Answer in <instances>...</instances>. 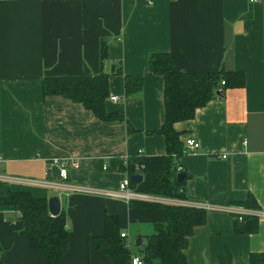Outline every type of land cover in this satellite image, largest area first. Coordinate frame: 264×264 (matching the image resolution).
Returning a JSON list of instances; mask_svg holds the SVG:
<instances>
[{
	"label": "crops",
	"instance_id": "1",
	"mask_svg": "<svg viewBox=\"0 0 264 264\" xmlns=\"http://www.w3.org/2000/svg\"><path fill=\"white\" fill-rule=\"evenodd\" d=\"M155 52L168 53L178 71L242 74V86L220 87L191 119L173 124L182 141L172 158L175 179L185 173L187 202L264 212V0H0V198L7 191L58 197L68 231L61 264H110L95 240L106 214L117 217L129 249L130 237L143 240L163 220L157 207L130 208L89 191L116 189L128 177L127 159L166 153L156 131L164 121L163 78L147 73ZM117 68L143 76L139 92L125 97ZM100 73L109 81L105 110L123 114L121 121L42 95L45 77ZM188 138L198 147L191 150ZM59 160L67 161L64 178ZM250 215L255 232L235 234V214L207 211L188 237L186 263L218 264L227 249L232 264H248L250 253L264 251V216ZM0 260L46 264L13 205L0 206Z\"/></svg>",
	"mask_w": 264,
	"mask_h": 264
},
{
	"label": "trees",
	"instance_id": "2",
	"mask_svg": "<svg viewBox=\"0 0 264 264\" xmlns=\"http://www.w3.org/2000/svg\"><path fill=\"white\" fill-rule=\"evenodd\" d=\"M100 55L102 60L106 58L105 45H101ZM116 73L123 76L125 97L140 91L143 82L141 74L123 75L120 68L116 69ZM147 73L163 78L164 121L156 131L164 136L166 153L127 159L121 169L127 173L129 187L135 192L186 201L183 193L185 179H175L176 166L172 158L182 153V141L173 124L191 119L195 110L205 105L216 92L222 93L220 87L242 86L244 78L240 72L178 71L173 69L170 56L165 52L150 54ZM108 87V75L104 73L45 77L41 82L43 96H60L79 103L101 121H121L123 114L108 113L105 110ZM138 171L143 179L133 181L131 177L137 175ZM2 205L17 207L23 229L29 235L31 248L45 254L46 264H61V256L65 251L63 243L68 236L65 212L60 210L56 216H51L47 209V199L34 197L28 191H7L0 198ZM128 205L130 208L157 207L161 210L163 220L153 225V232L145 236L141 246L136 247L132 253L125 238L120 236L117 217L106 214L104 234L95 240L97 247L109 258L110 264H131L132 256H137L141 264H187L184 250L188 237L194 227L205 223L207 211L193 205L141 200H130ZM234 221L235 234L253 233L257 228L254 215H244L240 221L238 218ZM218 264H232L229 250L226 249L219 256ZM248 264H264V251L250 253Z\"/></svg>",
	"mask_w": 264,
	"mask_h": 264
},
{
	"label": "built area",
	"instance_id": "3",
	"mask_svg": "<svg viewBox=\"0 0 264 264\" xmlns=\"http://www.w3.org/2000/svg\"><path fill=\"white\" fill-rule=\"evenodd\" d=\"M251 2H255L256 0H250ZM148 3H151V0H147ZM112 101H117V97H111L110 98ZM186 145L191 149H195L198 147V144L193 140L192 138L186 139ZM224 157V155L222 156ZM56 164L59 167V175L61 177H65L66 175V160H59L56 162ZM72 166L77 167L76 163H71ZM180 169V168H178ZM93 194L97 195H103L107 197H112V198H119L123 200L124 202H129L130 200H146V201H151V202H158V203H165V204H187V205H193L197 207H202L206 211H211V210H219V211H225L229 212L232 214H235L239 220L242 219V216L247 215V214H256L257 217L264 216V212H249V211H244L242 209L232 207V206H216L208 203H194V202H187V201H180V200H175V199H170L166 197H160V196H150L147 194L139 193L133 191L129 187V179L128 177H125L118 185L116 189L113 190H101V189H92L89 190ZM121 237H125V233L120 234ZM127 243V242H126ZM128 246V244H127ZM131 264H141L140 259L137 256H132L131 257Z\"/></svg>",
	"mask_w": 264,
	"mask_h": 264
},
{
	"label": "water",
	"instance_id": "4",
	"mask_svg": "<svg viewBox=\"0 0 264 264\" xmlns=\"http://www.w3.org/2000/svg\"><path fill=\"white\" fill-rule=\"evenodd\" d=\"M116 67L115 63H110V73H113L114 68ZM216 94H219L218 92H216ZM185 173L184 172H179L176 176L177 181H180L184 178ZM131 179L133 181H140L142 179L141 175H134L131 177ZM47 209H48V213L51 216H56L59 212H60V203H59V199L56 196H50L47 199ZM142 244V238L140 235H137V237L135 238L134 241V245L135 247H139Z\"/></svg>",
	"mask_w": 264,
	"mask_h": 264
},
{
	"label": "rangeland",
	"instance_id": "5",
	"mask_svg": "<svg viewBox=\"0 0 264 264\" xmlns=\"http://www.w3.org/2000/svg\"><path fill=\"white\" fill-rule=\"evenodd\" d=\"M153 232V231H152ZM137 236H132V237H130V239L128 240L129 241V243H130V249H131V252L132 253H134L135 251H136V247H135V245H134V241H135V238H136Z\"/></svg>",
	"mask_w": 264,
	"mask_h": 264
}]
</instances>
